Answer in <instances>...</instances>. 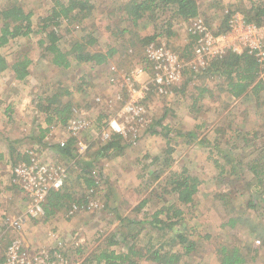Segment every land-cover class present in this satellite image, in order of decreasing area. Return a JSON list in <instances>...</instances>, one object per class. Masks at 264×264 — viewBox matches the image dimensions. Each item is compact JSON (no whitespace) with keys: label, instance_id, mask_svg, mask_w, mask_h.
Segmentation results:
<instances>
[{"label":"rangeland","instance_id":"obj_1","mask_svg":"<svg viewBox=\"0 0 264 264\" xmlns=\"http://www.w3.org/2000/svg\"><path fill=\"white\" fill-rule=\"evenodd\" d=\"M88 1L94 9L86 18L83 14L76 15V11L66 20L52 18L55 0H0V8L19 4L33 14L31 35L12 40L2 50L9 62L26 56L32 64L31 75L24 83L13 82L9 72L0 75L1 151L15 153L14 158L17 153L32 151L35 156L30 157V162L49 163L50 160L61 163L53 155L43 152L51 145H48L47 137H63L65 131L57 130L51 136V129L45 124L47 116L38 109L39 115L29 114L31 125L23 122L29 121V117L19 121L15 110L9 109L25 99L28 104L32 100L37 108L40 97L52 95L58 89L62 93L70 92V99L79 113L91 109L87 116L90 125L91 121H97L106 126L115 118L125 125L129 121L126 118L130 117L123 114L124 107L140 96L129 93L130 86L139 91L140 84L150 79H147L148 75L137 76L138 82L133 84L129 78L145 64L142 60L146 61V49L151 45L155 48L165 45L181 58L186 64L183 79L167 95L154 90L144 94L142 104L153 126L148 123L138 127L142 137L138 144L132 145L135 152L139 151V155L130 160L132 173L125 176L107 173L109 161L106 159L96 161L92 167L91 159L77 158L75 163L69 162L71 165L64 162L70 173L64 188H69L75 200L80 201L77 205L81 209L73 215L70 211L75 204L67 201L66 207L54 215L47 216L45 212L40 218L26 216L33 200L24 190L22 180L14 175L15 160H0V216L24 218V228L18 235L29 253L41 254L56 263L97 264V257L103 250L127 254L133 246L143 254L148 247L162 253L180 252L182 245L175 239V233L181 232L194 242V247L180 264H220L222 246L243 248L246 264H264V187L252 184L253 175L246 166L264 151V57L260 59L261 73L257 80L263 82V88L257 95L250 92L238 99L231 97L224 76L210 71L212 63L229 52L238 49L239 54L248 49L240 42L242 32H233L232 22L252 25L264 34V14L259 19L260 25L255 23L257 19L247 22L264 9V0H197L200 14L193 20H180L168 7L159 8L152 17H146L136 25L128 20L123 9L129 0ZM60 2L67 3L68 0ZM226 20L229 30L225 33ZM197 25H202L207 34L218 39L209 47L211 51L209 57H205L204 68L190 63L197 58L195 48L205 33H192ZM52 30L58 35L59 48L64 52L71 50L77 42L87 44L95 40L96 44L88 45V50L107 53L115 49L117 53L104 66L81 64L72 56L69 69L57 68L51 62L47 45L41 44L47 41L46 36ZM155 32L161 37L146 44L144 39ZM206 43L202 42V46L207 47ZM262 44L264 51V42ZM213 51H224L222 58L213 56ZM21 95L26 98L21 100ZM97 98L102 102L98 103ZM68 99L64 97L65 101ZM99 106L107 112V118L100 119ZM90 125L83 138L88 140L96 136L90 146L98 150L103 142L102 132L90 136ZM189 132L196 137L179 135ZM169 150H172L170 154ZM225 153L233 156L235 163L239 162L237 173L231 174L232 166L225 160ZM20 157L23 159L24 156ZM112 162L115 168L119 166V161ZM87 172L92 173L100 186L86 190L84 179L80 177ZM183 173L201 180L199 192L192 204L179 205L184 215L175 231H156L150 222L156 212L178 204L176 196L169 191L173 189L175 175ZM112 183L117 186L115 190ZM119 185H124L125 191ZM95 189L97 193H92ZM143 202H146L144 206ZM172 215L173 211L170 212ZM160 218L166 219L164 215ZM230 219H241L242 222L231 227L227 223ZM131 220L140 224H132ZM59 222L68 225L67 228H62L57 224ZM5 230L4 221H0V232ZM8 233L5 243L13 235ZM115 241L118 243L112 245ZM138 259L129 261L157 264ZM128 262L126 264H130Z\"/></svg>","mask_w":264,"mask_h":264},{"label":"trees","instance_id":"obj_2","mask_svg":"<svg viewBox=\"0 0 264 264\" xmlns=\"http://www.w3.org/2000/svg\"><path fill=\"white\" fill-rule=\"evenodd\" d=\"M55 1L56 9L53 11L52 17L55 19L62 18L68 20L76 11V15L83 14V18H86L94 9L88 0H68L67 3H62L60 0ZM168 7L170 8L171 13L185 22L197 18L200 14L197 0H129L124 5L123 9L127 14L128 20L136 25L140 20L146 17H152V15L159 8ZM262 14H264V9L252 18L248 19L247 22L251 23L257 19L258 21H255V23L260 25L261 22L259 21L261 20L259 19ZM32 17V12H26L19 4H13L5 8H0V74L9 71L12 73L14 79L20 82L26 81L30 77V67L32 61L30 58L24 56L19 57L13 62H9V60L3 55L2 50L7 47L12 40L17 38H28L31 35ZM154 27L155 29L157 28L156 26ZM44 29H46V27ZM228 30L229 26L226 20L225 33L228 32ZM160 37L161 34H156L155 32L151 37H147L144 40H147L146 44H149ZM46 38L47 41L41 42V44L47 45L46 50L52 55V64L61 69H69L71 67L72 62L70 57L72 56L76 62L81 64L92 63L97 66H104L108 64V61L117 53V50L115 49H112L107 53L88 50V45L90 46L96 44L95 40H91L87 44L77 42L73 45L71 50L64 52L59 48V38L53 30L48 32ZM142 63H145V59L142 60ZM261 63L260 58H258L255 53H250L248 50H245L240 54L236 52H229L222 59L214 61L210 71L224 76L228 94L231 97L238 99L242 96H247L250 92L257 95L263 88V82H257L261 73ZM70 96V92L65 91L62 93L61 89H58L53 92L52 95L45 96L44 98L40 97L37 103V109L47 116L46 120L49 126L53 124L66 126L69 120L74 117V111L77 110V106L74 105ZM64 97L69 99L65 101ZM152 126L153 123L151 124V127ZM179 135L180 137H190L192 139L196 137V134L193 132L186 134L179 133ZM189 143L191 142L189 141ZM127 145L126 139L123 136L120 134H112L110 140L100 147V155L103 157H111V154H122ZM77 151L78 145L76 139L68 141L67 146L64 148H61L59 145L56 146L57 154L61 157L69 159L70 161L76 158ZM171 152L172 150H169V154ZM12 154L14 158L15 153ZM17 154L18 158H14L15 164L23 161L30 163L29 160H31V156L28 152ZM20 156H24L23 159ZM157 159L158 158H155L156 161ZM225 160L232 166L231 174L237 173V164H239V162L235 163L233 156L227 153H225ZM246 166L253 175L252 184L264 187V151L252 158ZM84 175V177L81 176L80 178L84 179L86 190L92 186H100L98 182H95L96 180L93 178L94 176H92V173L87 172ZM174 178L175 179L172 180L173 189L169 191V194H174L176 196L178 204L175 203V205L173 204L171 207L163 208L154 214L153 221L150 222V225L156 231H175L176 225L182 220L184 215V210L179 207V205L192 204L199 192L201 180L198 177L185 175L183 173L175 175ZM97 191L98 190L95 189L93 193H97ZM67 201L74 204H78L80 202L79 200H75L74 193L67 187L58 191H51L47 198V202L44 205L46 215H54L59 210L65 208ZM145 203L146 202H143L142 206H144ZM171 211H173L172 216H170ZM163 215L166 219L160 218ZM173 218H178L179 220L174 221ZM240 222H242L241 219H230L227 223L229 226L234 227ZM243 222L246 223L247 221L243 220ZM130 223L140 224L139 222H135L133 220H131ZM175 239L180 243V245H182L180 252L162 253L160 250L153 251L148 247L146 253L143 254L141 250H136L135 246H133L129 248L127 254H119L113 251L109 252L108 250H103L97 257L96 261L97 264H126V262H128L131 258H139L146 259L147 261H153L157 264H180V262L188 257L193 251L194 242L190 241L189 238L181 232L175 233ZM117 243L118 242L115 241L112 245H116ZM246 262L247 259L243 248L236 246L221 247L220 264H246ZM128 263L137 264L139 261H129Z\"/></svg>","mask_w":264,"mask_h":264},{"label":"built area","instance_id":"obj_3","mask_svg":"<svg viewBox=\"0 0 264 264\" xmlns=\"http://www.w3.org/2000/svg\"><path fill=\"white\" fill-rule=\"evenodd\" d=\"M232 27L234 33H238L239 30L242 32L240 42L248 48L246 50L250 53H255L256 56L262 60L264 57L262 46L264 34H260L256 27L252 25H243V23L239 21L232 22ZM193 29L192 33H205L202 35L203 37L199 39V46L195 48L197 58H194L190 63H192V66L196 64L199 68H204L206 65L205 57H209V51H211L209 47L212 46V42H218V39L207 34V31L202 25H197L196 28ZM206 41L207 47H203L202 42ZM236 51H238V49L234 50V52ZM213 52L215 53L213 56L220 55L221 58L224 53V51ZM146 58V65L144 64L138 67L136 72L128 78L133 84L138 82L137 76L148 75L147 79H150L140 84L141 87L139 91H137L133 85L130 86L129 93L140 94L139 99L136 101L133 100L128 106L124 107L123 114L130 117L126 118L129 121L125 123V125L120 124L118 119L115 118L110 120L106 126H102L100 129V133L102 132L101 139L105 143L110 140L112 134H120L126 139L128 145H136L142 137L138 127H143L145 124L152 123V120L147 118L145 107L142 104V100L145 98L144 94L147 95L151 90H154L160 95H167L171 93L172 89L183 79L184 66L186 64L172 49L166 48L165 45H160L156 48L151 45L146 49ZM149 63L150 65H148ZM96 101L98 103L102 102L101 98H97ZM89 125L90 122L88 119L84 115H81L78 110H75L74 117L67 123V131L70 138H79ZM67 144L68 141L63 140L59 142L61 148L66 147ZM29 154L32 157L35 156L34 152H30ZM14 175L19 180H22L24 190L33 200L25 212V215L31 218L45 216L44 205L47 202L49 193L53 190L58 191L63 189L69 179V173L66 167L40 162L38 160H34L30 163L20 162L15 164ZM80 209L81 207L75 204L71 208L70 214L73 215L79 212ZM2 219L0 221H4L6 230L0 232V264H63L56 263L48 257L44 258L41 254L31 255L29 253L24 240L18 235L21 229L24 228V218L5 217ZM9 231L13 233V235L10 237L9 241L5 243V237L9 234Z\"/></svg>","mask_w":264,"mask_h":264},{"label":"crops","instance_id":"obj_4","mask_svg":"<svg viewBox=\"0 0 264 264\" xmlns=\"http://www.w3.org/2000/svg\"><path fill=\"white\" fill-rule=\"evenodd\" d=\"M7 72H9V71H7ZM4 73H6V72H4ZM4 73H2V74H4ZM9 73H11V72H9ZM1 75V74H0ZM11 80L13 81V82H15V83H24L25 81H23V82H20V81H16L15 79H14V77H13V75H12V73H11ZM26 97L25 96H23V95H21V100H24ZM13 106L14 107H12V106H10L9 107V109H14L15 110V112L17 113V119L19 120V121H21V119L23 118H27V117H29V114H31V115H39V113H38V110H37V108H36V106L33 104V101L31 100V102H30V104H28V100H24L23 102H21V101H19V102H16V103H14L13 104ZM9 109H7V110H9ZM90 111H91V109H87L86 110V112H82L83 114H81V115H84L87 119H88V115H89V113H90ZM99 112L100 113H102L101 115V117H100V119H102V118H107V112H104V110L99 106ZM21 118V119H20ZM31 118H32V116H30L29 118H28V120L29 121H26V120H23V122L24 123H26V124H32V122H30L31 121ZM88 121H90V119H88ZM97 122V121H96ZM94 123L93 121H91V125H90V127H89V129H88V132H89V134H90V136H94V135H96V133L98 132V131H100V128H102V125L99 123V122H97V123ZM30 124V125H31ZM46 124V126L48 127V128H50L51 129V136H53V134L57 131V130H63V131H65L64 132V134L65 135H63V137H58V138H54V136H53V138L52 137H47V141H49L48 143V145H50V146H47V147H45V153L43 152V154L44 155H53L56 159H58L59 160V162H61L60 164L59 163H56V162H53V161H50L49 160V163L50 164H54V165H58V166H62V167H66L65 165H64V162H66V163H68L69 165H71L70 163H75V161H76V159L78 158V159H82V160H84V159H88V160H93V162H91V167H92V165L94 164V163H96V161H98V160H100V159H106V160H108L109 162H107V167H108V170H106V172L107 171H109V172H107V173H118V174H124V176L125 175H127V174H130V173H132V170L130 171L129 170V168H130V164H131V161L130 160H132L136 155L138 156L139 155V151H134L133 150V148L135 147V146H132V145H127V147H126V149L123 151V153L122 154H119V155H113V154H111V157H103V156H101L100 155V148L98 149V150H96V149H93L94 147H91L90 145L92 144V143H94V138L96 137V136H94L93 138H91V139H84L83 137H84V135L83 134H81V136L79 137V138H70V135L68 134V131H67V125L66 126H63V125H61V124H54V125H52V126H49L47 123H45ZM44 127L45 126H43L42 127V129H44ZM58 128H60V129H58ZM47 129V128H46ZM59 139V140H58ZM71 139H76L77 140V145H78V151L76 152V158L74 159V160H69V159H67V158H65V157H61V156H57L58 154H57V152H56V146L57 145H59V141L61 142V141H70ZM96 139V138H95ZM103 144H105V142H102V144L101 145H103ZM123 144H126V143H123ZM138 144V143H137ZM52 146V147H51ZM60 146V145H59ZM54 148V149H53ZM129 148V149H128ZM32 152V151H31ZM80 153V154H79ZM141 153V152H140ZM57 154V155H56ZM11 155H13L12 153H11V151L10 152H5V150H0V160H6L7 161V159L9 158V159H12L13 157H11ZM95 160V161H94ZM112 161H119V166L117 167V168H115L114 166H113V162ZM70 162V163H69ZM80 163H84V162H80ZM90 163V162H89ZM117 165V164H116ZM67 168V170H68V173H69V169H68V167H66ZM105 172V173H106ZM70 174V173H69ZM70 176V175H69ZM68 181H69V179H68ZM112 187L114 188V190L117 188V186L115 185V184H113L112 183ZM112 187L110 188V190L112 191ZM123 187V188H122ZM119 188H121L122 190H124L125 191V188H124V185L123 186H121V185H119ZM114 190H113V192H114ZM121 201H122V199H121ZM126 203V202H125ZM124 203V204H125ZM127 214L129 215V213L127 212ZM0 218H2L1 216H0ZM52 222H53V220H52ZM58 225H60L62 228H67V226L68 225H65L64 223H61V222H59V223H57Z\"/></svg>","mask_w":264,"mask_h":264}]
</instances>
